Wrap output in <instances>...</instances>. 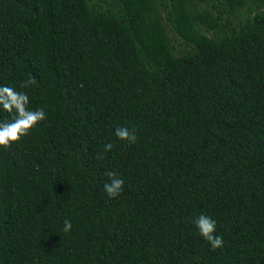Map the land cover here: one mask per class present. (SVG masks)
Here are the masks:
<instances>
[{
  "label": "trees",
  "instance_id": "1",
  "mask_svg": "<svg viewBox=\"0 0 264 264\" xmlns=\"http://www.w3.org/2000/svg\"><path fill=\"white\" fill-rule=\"evenodd\" d=\"M0 86V264H264V0H0Z\"/></svg>",
  "mask_w": 264,
  "mask_h": 264
},
{
  "label": "clouds",
  "instance_id": "2",
  "mask_svg": "<svg viewBox=\"0 0 264 264\" xmlns=\"http://www.w3.org/2000/svg\"><path fill=\"white\" fill-rule=\"evenodd\" d=\"M35 77H29L22 84V88H28L36 84ZM29 97L25 92H19L10 86H0V109L10 114L8 120L0 121V147L8 148L12 143L19 142L22 137L29 134L34 126L46 118L44 110H29ZM115 137L120 141H126L128 144L137 142L135 129L127 127H117L114 132ZM114 145L106 143L104 152L112 151ZM97 159H103L102 154H97ZM108 181L103 184V189L108 198L118 197L124 186V179L115 171L105 173ZM198 234L208 242L211 250L215 251L223 247L224 241L222 236L215 235L216 221L210 216L200 214L193 221ZM71 222L64 221V232L71 230Z\"/></svg>",
  "mask_w": 264,
  "mask_h": 264
}]
</instances>
